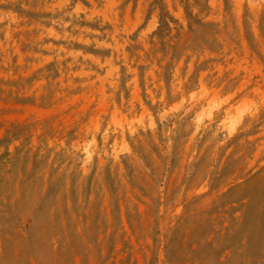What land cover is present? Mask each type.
<instances>
[{
	"label": "rangeland",
	"instance_id": "rangeland-1",
	"mask_svg": "<svg viewBox=\"0 0 264 264\" xmlns=\"http://www.w3.org/2000/svg\"><path fill=\"white\" fill-rule=\"evenodd\" d=\"M0 264H264V0H0Z\"/></svg>",
	"mask_w": 264,
	"mask_h": 264
},
{
	"label": "bare ground",
	"instance_id": "bare-ground-1",
	"mask_svg": "<svg viewBox=\"0 0 264 264\" xmlns=\"http://www.w3.org/2000/svg\"><path fill=\"white\" fill-rule=\"evenodd\" d=\"M167 94V92H164V94ZM185 96H187V95H185ZM188 96H189V94H188ZM165 97H167V96H165ZM190 97V96H189ZM156 98H157V96H156ZM192 98V97H191ZM155 99V98H154ZM208 99V98H207ZM212 99V98H211ZM180 100V99H179ZM186 100V99H185ZM245 101V102H243L244 103V105H246L247 103H246V101L248 100L247 98H245V99H243L242 98V100L241 101ZM194 101V100H193ZM209 101H210V99H209ZM209 101H207V102H209ZM240 101V102H241ZM251 101V100H250ZM186 102H187V100H186ZM194 102H196V101H194ZM211 102V101H210ZM239 102V101H238ZM252 102V101H251ZM250 102V103H251ZM193 103V102H192ZM197 103H200V102H197ZM242 103V104H243ZM187 104V103H186ZM185 104V105H186ZM205 104V103H204ZM209 104V103H208ZM143 105V104H142ZM179 105V104H178ZM188 105H190V103L188 104ZM202 105V104H201ZM206 105V104H205ZM210 105V104H209ZM239 106L241 105L240 103L238 104ZM241 106V107H239V106H236V109H238L237 111H236V113H237V115L235 116V117H233V113H232V115H231V112H232V110H233V108L229 111L230 112V115L232 116L230 119L228 118L227 120H228V122L229 123H231L232 124V126L231 125H229V127H230V130L232 131V128L231 127H233V125L235 124V123H238L243 117H244V115H245V113H246V107H247V105L246 106ZM152 106V105H151ZM154 106V105H153ZM156 106V105H155ZM154 106V107H155ZM165 106V105H164ZM166 106H168L169 107V105H166ZM195 106V105H194ZM160 107V106H159ZM192 107V106H191ZM200 107V106H199ZM203 107V106H202ZM209 107V106H208ZM217 108V102L216 103H214V104H211V106L209 107V109H207V110H205V109H203V110H201L200 111V114L199 113H197V116H199V119H201L203 116H205V115H207V116H212L213 114H214V112H213V110H214V108ZM233 107V106H232ZM237 107H239V108H237ZM148 109L150 108V106L149 107H147ZM152 108V107H151ZM157 108V107H156ZM186 108H187V106H186ZM193 108V107H192ZM235 108V107H234ZM161 109V108H160ZM168 109V108H167ZM151 110V109H150ZM157 110V109H156ZM159 110V109H158ZM196 110V109H195ZM235 110V109H234ZM153 111V110H152ZM163 111V110H162ZM191 111V110H190ZM189 111V112H190ZM194 111V110H193ZM221 111V110H220ZM155 112H157V111H155ZM223 112V111H222ZM221 112V113H222ZM168 113V112H167ZM193 114H194V112H192ZM216 113V112H215ZM221 113H219V114H221ZM147 114H149V113H147ZM191 114V113H190ZM218 114V113H217ZM228 114V113H227ZM226 114V115H227ZM114 115H116V113H114ZM150 115V114H149ZM155 115V114H154ZM153 115V116H154ZM225 115V114H224ZM229 115V116H230ZM157 116H159V114L157 115ZM185 116V115H184ZM183 116V117H184ZM187 116V115H186ZM194 116V115H193ZM216 116V115H215ZM214 116V117H215ZM116 117V116H115ZM134 117V116H133ZM192 117V116H191ZM223 117V116H222ZM221 117V118H222ZM119 118V117H118ZM167 118V117H166ZM165 118V119H166ZM187 119H188V117H186ZM207 118H209V117H207ZM218 118V117H217ZM224 118V117H223ZM187 119L186 120H184V121H187ZM195 119V118H194ZM225 119V118H224ZM248 119V118H247ZM109 120V119H108ZM135 120H137V119H135ZM141 119H139V121H140ZM192 120V119H191ZM203 120V119H202ZM212 120H213V118H212ZM215 120V119H214ZM221 120V119H220ZM243 120V119H242ZM138 121V120H137ZM178 121V120H177ZM209 121V120H208ZM115 123H116V129H123L125 126H126V123L124 122V120H116V118H115V121H114ZM136 122V121H135ZM141 122V121H140ZM165 122V121H164ZM183 121L181 120V123H182ZM187 122H189V121H187ZM211 122V121H210ZM220 122V121H219ZM222 122H225V121H222ZM151 123L153 124L154 123V121H151ZM168 123V122H167ZM180 123V124H181ZM206 123V122H205ZM204 123V124H205ZM139 124V123H138ZM142 124H144L143 122H142ZM157 124V123H156ZM177 124V123H176ZM175 124V125H176ZM183 124V123H182ZM185 124H186V122H185ZM228 124V123H227ZM226 124V125H227ZM179 125V124H178ZM192 125V124H191ZM202 125V124H201ZM162 126V125H161ZM187 126V125H186ZM218 126V125H217ZM138 127V126H137ZM151 127H153V126H151ZM163 127H165V126H163ZM184 126H182V128H183ZM191 127V126H190ZM201 127V126H200ZM219 127H220V125H219ZM127 128V127H126ZM136 128V127H135ZM135 128H133V129H135ZM180 128V127H179ZM185 128V127H184ZM203 128V127H202ZM222 128V127H221ZM225 128V127H224ZM169 129V128H168ZM177 129V128H176ZM181 129V128H180ZM214 129V128H213ZM227 129V128H226ZM184 130H186V128L184 129ZM188 130V129H187ZM202 130V129H201ZM225 130V129H224ZM230 130H228V131H230ZM115 131H117V130H115ZM139 131H141V130H139ZM147 131V130H146ZM154 131H155V128H154ZM164 131V130H163ZM189 131V130H188ZM214 131V130H213ZM218 131H219V129H218ZM221 131V130H220ZM223 131V130H222ZM122 132V131H121ZM148 132V131H147ZM182 132V131H181ZM191 132V131H190ZM192 132H193V130H192ZM94 133V132H93ZM140 133H142V132H140ZM184 133V132H183ZM223 133H224V131H223ZM86 134V133H85ZM119 134V133H118ZM145 134V133H144ZM190 135V134H189ZM218 135V134H217ZM222 135V134H221ZM170 136V135H169ZM169 136H167L166 135V137H169ZM219 137V136H218ZM217 137V138H218ZM101 138V137H100ZM111 138H113V136L111 137ZM89 139V138H88ZM182 139H183V137H182ZM224 139V138H223ZM227 139V138H226ZM84 140V139H83ZM169 140V139H168ZM212 140V139H211ZM85 141V140H84ZM117 143V142H116ZM105 146V145H104ZM118 149V148H117ZM75 151V150H74ZM99 152V151H98ZM34 154V153H33ZM99 154V153H98ZM78 155V154H77ZM32 156V155H31ZM96 156V155H95ZM102 156V155H101ZM34 157H35V155H34ZM64 157V156H63ZM74 161H75V159H74ZM73 161V162H74ZM14 162H15V160H14ZM57 164V163H56ZM76 164V163H75ZM74 165V164H73ZM56 166V165H55ZM64 166V165H63ZM75 166V165H74ZM55 168V167H54ZM72 168V167H71ZM61 169V168H60ZM48 172V171H47ZM60 172V171H59ZM73 172V171H72Z\"/></svg>",
	"mask_w": 264,
	"mask_h": 264
}]
</instances>
